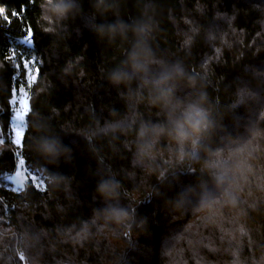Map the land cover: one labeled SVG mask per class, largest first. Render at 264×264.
<instances>
[{"label": "trees", "instance_id": "trees-1", "mask_svg": "<svg viewBox=\"0 0 264 264\" xmlns=\"http://www.w3.org/2000/svg\"><path fill=\"white\" fill-rule=\"evenodd\" d=\"M95 2L50 23L0 0V264H264V0ZM162 76L208 114L195 147L151 132L168 109L142 80ZM19 158L44 187L13 188Z\"/></svg>", "mask_w": 264, "mask_h": 264}, {"label": "clouds", "instance_id": "clouds-1", "mask_svg": "<svg viewBox=\"0 0 264 264\" xmlns=\"http://www.w3.org/2000/svg\"><path fill=\"white\" fill-rule=\"evenodd\" d=\"M40 7L42 9L41 19L49 21L50 23L53 22V17H55L56 22H59L68 19L71 13L79 11L75 0H43ZM94 8L97 12L101 10L107 12L110 10V7L105 6L104 0H96ZM43 30L51 31L49 28H44ZM132 71L142 77L146 76V67L143 64L138 63L133 65ZM169 79V76H162L154 81H149L148 79L142 80L143 86L149 89L152 95L151 103L153 106L168 109L170 127L156 128L151 130V132L156 137L166 134L171 140L181 146L190 141L193 147H195L201 134L208 129V114L203 108L195 105L182 108L179 103L174 102L172 89L168 85ZM113 82L120 84L130 81L126 75L114 74ZM132 99L135 100L136 97ZM142 151H145V154H147V147ZM98 191L104 194L107 191V185L101 184ZM121 215L126 217L127 213H121Z\"/></svg>", "mask_w": 264, "mask_h": 264}, {"label": "rangeland", "instance_id": "rangeland-1", "mask_svg": "<svg viewBox=\"0 0 264 264\" xmlns=\"http://www.w3.org/2000/svg\"><path fill=\"white\" fill-rule=\"evenodd\" d=\"M25 40L32 42L31 39ZM36 77L37 71L30 66L28 68L29 82L32 83L36 79ZM29 104L30 103L28 89L25 87H21L16 91L15 96L13 98L14 115L12 120V130L13 142L16 150L22 145V140L26 128V114L29 109ZM17 121L20 122V126H18V124L16 123ZM3 136V131L0 126V150L3 147ZM29 174H31L30 176H32L38 186H45V182L43 180H40L36 173H30L27 167L25 166V162L20 158L17 160V168L15 172L9 174L7 176V180L12 183V186L15 190H22L26 185V180Z\"/></svg>", "mask_w": 264, "mask_h": 264}, {"label": "snow or ice", "instance_id": "snow-or-ice-1", "mask_svg": "<svg viewBox=\"0 0 264 264\" xmlns=\"http://www.w3.org/2000/svg\"><path fill=\"white\" fill-rule=\"evenodd\" d=\"M24 43L31 44L32 42L30 43L29 41L25 40ZM16 123L18 124V126H20V122L17 121Z\"/></svg>", "mask_w": 264, "mask_h": 264}]
</instances>
